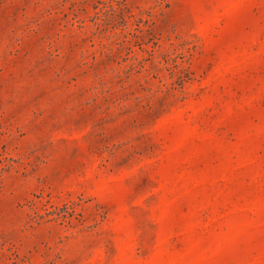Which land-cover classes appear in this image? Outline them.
Listing matches in <instances>:
<instances>
[{
	"label": "rangeland",
	"instance_id": "rangeland-1",
	"mask_svg": "<svg viewBox=\"0 0 264 264\" xmlns=\"http://www.w3.org/2000/svg\"><path fill=\"white\" fill-rule=\"evenodd\" d=\"M0 264H264V0H0Z\"/></svg>",
	"mask_w": 264,
	"mask_h": 264
}]
</instances>
